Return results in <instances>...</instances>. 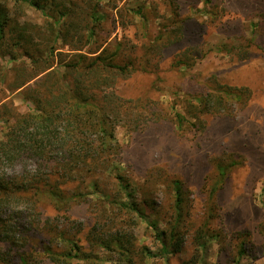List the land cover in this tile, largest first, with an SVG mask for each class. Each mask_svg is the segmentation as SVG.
<instances>
[{"label": "trees", "instance_id": "16d2710c", "mask_svg": "<svg viewBox=\"0 0 264 264\" xmlns=\"http://www.w3.org/2000/svg\"><path fill=\"white\" fill-rule=\"evenodd\" d=\"M206 1L216 8L217 0ZM98 2L77 7L75 0H0V264H139L146 258L169 264L171 255L180 264H202L211 240L224 248L223 264H254L249 232L213 225L218 191L235 162L217 164L216 175L202 183L199 207L205 211L197 225L189 222L188 182L170 179L172 212L160 224L150 197L155 191L145 187L138 199V185L122 164L126 142L116 136L123 128L136 138L166 121L173 132L194 134L200 142L210 132L209 116H229L234 105L247 109L252 90L188 73L203 49L185 43L192 18L182 12L181 0L149 2L148 12L160 19L152 39L130 35L114 46H86L95 42L103 21ZM9 3L41 11L44 24L20 21ZM207 14L213 19L219 11ZM128 16L147 20L142 6L129 8ZM58 39L75 52L58 50ZM172 48L167 63L180 72V83L159 73ZM242 48L228 49L231 61L242 58ZM136 75H148L149 85L129 94L126 84ZM165 89L171 95L163 105L158 95ZM16 91L27 110L4 101ZM221 132L213 135L231 149ZM143 181L151 183L150 177ZM84 204L81 235L61 229L58 219L72 220L76 206ZM140 224L150 229L153 246L137 243ZM231 236L233 246L226 241Z\"/></svg>", "mask_w": 264, "mask_h": 264}, {"label": "rangeland", "instance_id": "374dc122", "mask_svg": "<svg viewBox=\"0 0 264 264\" xmlns=\"http://www.w3.org/2000/svg\"><path fill=\"white\" fill-rule=\"evenodd\" d=\"M75 1L79 7L84 2L96 0ZM150 1L163 0H99L98 13L103 15V21L95 28V42L86 46H114L115 42L125 41L130 35H136L139 41L144 38L152 39L159 30L160 19L148 12ZM138 6L143 7L147 15L146 21H142L138 16H128L129 8L133 11ZM181 6L182 12L192 18L185 43H195L203 49L201 58L196 59L188 73L195 75L197 80L206 81L215 75L233 85L246 86L252 90L251 103L245 110L236 105L230 107L226 113L230 114L229 116H209L210 132L206 135L207 139L200 142L194 134L181 136L173 132L172 125L166 121L152 126L136 138H130L125 129L118 128V141L126 142V154L122 156V164L124 167L128 164L125 172L138 185L140 193L145 187L155 191L150 197L156 203L157 214L162 220L160 224H163L172 212L170 179L183 176L190 189L186 198L191 204L189 222L197 225L205 211L202 206L199 207L202 183L216 175L217 164L229 165L232 161L235 162L224 186L218 191L219 215L213 225L223 226L229 229V232H249L251 243L254 244L251 261L254 264H264V236L261 231L264 228V0H217L216 8L206 0H181ZM9 7L11 14H16L15 9L19 11L20 21L28 20L43 25L46 20L41 11L32 7L23 6L19 10L12 3H9ZM207 10H218L219 16L216 18L212 15L211 19ZM195 23L204 25L198 30V25L194 28ZM57 42L58 50L68 54L75 52L70 51L68 46L62 47L60 39ZM239 46L243 47L242 58L231 61L228 49ZM175 50L172 48L168 51L163 60V69H159V73L171 81L180 83V72L170 69L167 63ZM149 79L148 75H136L126 84L129 94L146 89ZM163 92L158 96L162 104L166 105L171 92L168 89ZM3 97L4 95L0 94V98ZM7 99L19 111L28 109L29 105L17 91L4 101ZM220 128L225 142L232 144L231 149H224L226 143H218V138L213 135ZM149 177L151 183H145L143 179ZM103 181H106L110 188L111 183L105 178ZM136 196L139 200L144 197L142 193ZM85 204L76 206L72 220L60 217L59 227L75 233L76 237L80 236V224L85 223L86 219L81 215ZM52 213L53 210L49 208L48 214ZM48 223L53 225L51 220ZM134 232L137 243L153 246L150 229L144 224L135 227ZM226 241L228 245L233 246L232 236L227 237ZM223 249L216 241H207L201 252L200 262L223 264ZM180 263L181 259L177 256L171 255L169 258V264ZM139 264H167V261L146 258Z\"/></svg>", "mask_w": 264, "mask_h": 264}]
</instances>
